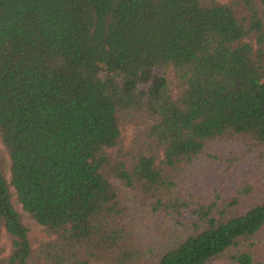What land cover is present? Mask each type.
Masks as SVG:
<instances>
[{
    "label": "trees",
    "instance_id": "16d2710c",
    "mask_svg": "<svg viewBox=\"0 0 264 264\" xmlns=\"http://www.w3.org/2000/svg\"><path fill=\"white\" fill-rule=\"evenodd\" d=\"M3 233L0 264H264V0H0Z\"/></svg>",
    "mask_w": 264,
    "mask_h": 264
},
{
    "label": "rangeland",
    "instance_id": "374dc122",
    "mask_svg": "<svg viewBox=\"0 0 264 264\" xmlns=\"http://www.w3.org/2000/svg\"><path fill=\"white\" fill-rule=\"evenodd\" d=\"M129 127H127V133H126V141L128 137L131 135V131ZM128 134V135H127ZM128 202H130V207L132 208L133 217H135V221L142 224L143 229L142 233L146 237V242L148 245H150L152 248L159 249V248H165V240L162 239L159 235L156 234V227H152L151 221L147 216H145V212L141 209L139 200L131 193L128 195ZM16 208L21 212L23 220L25 223H27L31 227V231L34 236L38 237V239H44L46 240L47 237L45 236V233L41 226L37 225L33 220H31L25 212L22 211L19 204L16 205ZM0 243L4 245L5 253L9 250V241L7 238V235L5 233L2 234ZM144 243V240H143ZM230 251H226L225 253L221 254L217 258L213 259L209 264H228L227 257L229 255Z\"/></svg>",
    "mask_w": 264,
    "mask_h": 264
}]
</instances>
